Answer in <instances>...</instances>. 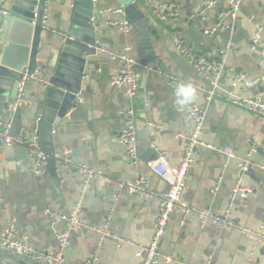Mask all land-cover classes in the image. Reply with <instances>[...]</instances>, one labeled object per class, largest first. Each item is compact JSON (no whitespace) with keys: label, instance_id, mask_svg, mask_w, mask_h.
<instances>
[{"label":"crops","instance_id":"0c3cea01","mask_svg":"<svg viewBox=\"0 0 264 264\" xmlns=\"http://www.w3.org/2000/svg\"><path fill=\"white\" fill-rule=\"evenodd\" d=\"M14 1L0 0V9L7 12ZM78 1L81 3L78 8H81L91 0H49L47 3L43 22L45 29L40 34L36 65L38 75L47 84L36 79L25 83V96L30 103L21 106V133L27 137L39 126L38 119L44 114L45 88L50 85L48 77L60 53L63 36L70 29L73 5H77ZM133 1L91 2L94 4L95 16L92 19L97 24L99 48H96L95 55L88 56L83 67L85 75L78 94L79 103L69 109L66 117L53 130L56 151L69 150L72 159L77 160L75 165L64 171L52 158L44 166V172L35 175V161L25 145H0V188L5 198V209H0V232L14 218L20 229L19 235L27 244L53 253L60 252L53 225L45 210L50 208L68 213L79 205L83 226L73 232L71 247L64 249V264L85 263L93 254L99 238L92 227L103 226L108 219L109 229L114 234L126 237L139 246L150 242L157 223L158 200H144L135 194L119 197L120 189L107 179L130 181L139 171L150 177L151 187L157 193L169 188L166 181L154 174L151 162L140 158L135 169L125 156L120 143L123 127L121 112L130 103L125 87L110 83L120 64L100 48L121 52L126 45L133 47L132 55L142 63L139 68L141 88L134 99V108L137 115L140 110L145 114L152 145L164 153L171 165L177 166L185 144L179 135L188 132L189 124L185 106L177 103L165 73L196 83L194 101L201 106L207 104L204 89H209L211 83L174 49L169 34L172 30H181L192 49L215 60L220 58L230 37L224 27L214 34L206 33L215 25L219 10L227 6L224 0H219L209 9L205 19L195 14L210 0H135L147 19L148 27L147 39L141 40L147 43L140 45L133 22L127 34L118 24H111L123 19L130 21L125 5ZM175 2L183 6L181 17L162 22L152 15V9L158 3ZM119 8L123 11L116 12ZM257 23L264 25V0H245L234 24V47L227 61L223 80L225 86L240 75L253 80L264 69V37L259 40L257 50H251ZM141 48L146 52L144 55ZM149 56L155 59L154 68L143 64L144 59L151 58ZM144 73L146 78L143 80ZM181 84L185 83H178L177 88ZM242 95H261L264 98V80L244 90ZM202 138L217 147L232 145L238 155H250L254 161L264 165V120L221 98H214L208 105L206 130ZM143 155H148L146 149ZM80 164L100 172L102 176L88 178L78 171ZM249 170L250 174L241 173L237 160L204 147L190 169L182 198L193 206L223 213L229 205L235 181L241 177L243 184L253 191L245 198L236 199L231 215L242 225L257 228L264 219V169L252 166ZM160 250L164 255L188 264H207L209 261L211 264H264V246L254 249L253 243L238 231H228L211 223L202 227L195 216L187 217L182 224L179 211L170 215ZM136 252V246L118 247L115 239L107 237L99 264H140ZM0 264L43 263L0 250ZM158 264L180 263L161 258Z\"/></svg>","mask_w":264,"mask_h":264},{"label":"built area","instance_id":"2783aa9c","mask_svg":"<svg viewBox=\"0 0 264 264\" xmlns=\"http://www.w3.org/2000/svg\"><path fill=\"white\" fill-rule=\"evenodd\" d=\"M42 2L43 9V22L46 18V7L49 0H38ZM155 1V0H145ZM219 0L208 1L196 14V17L205 19L207 11L213 8ZM227 2V6L219 10L217 14V20L215 25L206 31L207 34H214L219 28H226L230 37L226 42L222 54L218 60L210 59L205 55H202L192 49L185 38L184 33L181 30L175 29L170 32V41L174 49L180 53L195 69L207 78L211 87L205 90L206 106L199 105L196 101L185 105L186 119L189 124V130L187 133L180 134L179 136L184 139L185 144L183 147V155L180 163L177 166H173L159 149V155L151 162V167L155 175L160 179L166 181L169 185L167 191L163 193H157L150 184V177L137 172L135 178L130 181H115L113 179H107L112 185H116L120 189V196L123 195H138L144 200L157 199L159 203V212L157 217V223L153 231L150 242L147 245H136L130 239L118 234H114L109 229L108 221L100 227H92L98 234V243L96 245L93 254L88 257L84 264H99L100 255L103 247L104 240L107 237L115 239L118 247L121 245H132L137 247L136 255L140 258V264H158L161 258H165L167 262L176 261L180 264H188L175 259L172 256L164 255L160 250V243L164 235L166 234L167 227L170 221V215L174 211H179L182 216V224L185 219L190 216L197 217L201 226L206 223H211L226 229L228 231H238L253 243V248L256 249L259 246H264V219L257 228L248 227L242 225L232 217V207L237 198H245L253 189L246 187L243 184L242 178H237L233 189L231 191L229 205L223 213H217L209 209H202L189 204L182 198L184 189L186 187V181L189 176L190 169L197 160L202 148L206 147L213 151L224 154L228 159H235L238 161V166L241 171H248L250 167L256 166L264 169V165L254 161L250 155L241 156L238 155L232 145H226L224 147H217L211 143L203 140L202 135L206 130V119L208 113V105L214 98H221L226 102L239 107L245 111L254 113L257 117L264 120V98L261 95L252 97H245L242 92L249 89L264 80V69L261 74L253 80H247L246 75H240L231 81L230 84L225 86L223 84L225 72L227 70V61L230 53L234 47V24L239 13L240 8L245 3V0H224ZM40 6H36V9ZM123 9H116V12H122ZM37 15V13H35ZM152 15L159 21L167 22L171 19L181 17L183 15V6L181 3H158L152 9ZM253 19V17H250ZM118 24L120 29L124 33L130 31L131 24L128 19H123L120 22L111 23ZM45 27V26H44ZM256 35L253 39L251 50L256 51L258 48L259 40L264 37V25L256 24ZM99 48V47H98ZM103 53H106L109 57L117 60L120 64L118 70L112 74L110 83L117 87H125L126 96L129 99L130 105L123 109L121 112L123 127L120 134V143L125 151V156L129 163L137 169L140 156L138 153V131H137V112L134 108V99L137 96L138 91L141 88V73L139 68L142 67V63L139 59L132 55L133 47L126 45L121 52L112 51L109 49L100 48ZM168 86L172 91H176L178 83H191L198 87L196 83L186 81L185 79L171 74L165 73ZM29 79H36L41 82H45L40 78L38 71L35 69L34 73L30 72L29 68H25L22 72V78L19 88V94L17 101L13 109L17 106L29 104L28 97L25 96V83ZM47 84V82H45ZM146 110L148 109V103ZM41 119H38L40 122ZM152 126V123L149 122ZM0 145L14 146L25 145L28 149L29 155L34 158L35 168L34 174L40 175L44 172V166L48 159H56L61 170L68 171L73 167L74 162L69 150L54 151L52 153L47 152L41 146L40 135L38 126L30 133V136H25L22 133L14 134L12 132V119H7L4 122H0ZM148 162V163H149ZM78 171L88 178L102 176L98 171H95L87 165H78ZM217 190V187L214 191ZM0 209H5V198L0 188ZM46 215L50 218L53 225L54 237L60 246V252L53 253L46 248H37L33 245L27 244L24 238L19 233L20 229L16 222V219L11 218L8 221L7 226L0 232V250L9 251L13 255L32 261L40 262L43 264H64V249L71 247L73 232L82 227L83 223L80 218V208L76 205L68 213H60L53 209L47 208L45 210ZM60 226L61 228H58ZM90 227V226H89ZM207 264H211L209 261Z\"/></svg>","mask_w":264,"mask_h":264},{"label":"water","instance_id":"95a60500","mask_svg":"<svg viewBox=\"0 0 264 264\" xmlns=\"http://www.w3.org/2000/svg\"><path fill=\"white\" fill-rule=\"evenodd\" d=\"M92 0L86 6L73 5L70 19V29L65 32L61 43L60 53L55 61L52 73L48 80L50 85L45 88L44 114L38 126L41 146L52 153L56 150L53 143L54 126L64 119L69 109L79 103L82 80L85 75L83 67L88 56L95 55L99 47L96 38V23L94 4ZM40 8L36 9V6ZM44 6L38 0H15L13 6L6 12L0 9V122L5 118L12 119V132L19 134L22 131V107H13L16 104L22 78V72L29 68L34 73L37 65L38 44L40 34L45 29L43 24ZM41 11V12H40ZM125 11L134 23L139 42L148 31L147 19L138 8L134 0L125 5ZM37 13V15H35ZM147 43L141 41L140 45ZM143 55L146 53L141 48ZM152 54V53H151ZM151 57V56H149ZM148 58V57H147ZM155 59H144L143 64L154 68ZM146 78V73L143 75ZM137 111V110H136ZM137 119L138 153L140 158L149 162L158 157L159 153L152 146L147 132L146 118L140 110ZM146 149L148 155L144 156ZM150 158V159H149ZM48 159L47 163L51 162ZM73 162H77L76 159ZM250 174V170L241 171ZM9 252V251H7Z\"/></svg>","mask_w":264,"mask_h":264},{"label":"clouds","instance_id":"9594fccd","mask_svg":"<svg viewBox=\"0 0 264 264\" xmlns=\"http://www.w3.org/2000/svg\"><path fill=\"white\" fill-rule=\"evenodd\" d=\"M197 95V89L195 85L191 83L181 84L175 91L177 97V103L181 106H185L191 103Z\"/></svg>","mask_w":264,"mask_h":264},{"label":"rangeland","instance_id":"374dc122","mask_svg":"<svg viewBox=\"0 0 264 264\" xmlns=\"http://www.w3.org/2000/svg\"><path fill=\"white\" fill-rule=\"evenodd\" d=\"M41 12V11H40Z\"/></svg>","mask_w":264,"mask_h":264}]
</instances>
